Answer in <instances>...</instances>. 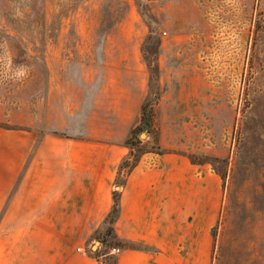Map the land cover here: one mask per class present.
Masks as SVG:
<instances>
[{
    "label": "crops",
    "instance_id": "1",
    "mask_svg": "<svg viewBox=\"0 0 264 264\" xmlns=\"http://www.w3.org/2000/svg\"><path fill=\"white\" fill-rule=\"evenodd\" d=\"M119 1L81 8L73 28H59L46 43L39 116L28 107V125L0 127V264H264V168L191 160L223 162L231 145L215 134L225 128L217 89L192 57L200 35L170 28L150 63L151 28ZM154 76L147 140L165 153H145L125 176ZM116 191L111 241L122 246L106 256L98 237Z\"/></svg>",
    "mask_w": 264,
    "mask_h": 264
},
{
    "label": "rangeland",
    "instance_id": "2",
    "mask_svg": "<svg viewBox=\"0 0 264 264\" xmlns=\"http://www.w3.org/2000/svg\"><path fill=\"white\" fill-rule=\"evenodd\" d=\"M130 1L151 28L145 48L150 63L156 60L158 43H167L163 32L170 28H194L200 35V47L192 57L200 58L217 89L215 120L223 121L225 128L216 127L215 134L231 142L228 158L220 162L207 157L208 163L220 172L252 165L264 168V0ZM104 2L112 4L111 0H0V127L16 130L28 125V107L34 117L39 116L47 89L46 43L56 39L59 28L78 23L79 9L84 12ZM155 82L156 77L149 101L159 95ZM144 134L137 157L156 144ZM124 170L126 176L130 168Z\"/></svg>",
    "mask_w": 264,
    "mask_h": 264
},
{
    "label": "trees",
    "instance_id": "3",
    "mask_svg": "<svg viewBox=\"0 0 264 264\" xmlns=\"http://www.w3.org/2000/svg\"><path fill=\"white\" fill-rule=\"evenodd\" d=\"M158 99H159V95L155 101L157 102ZM155 101H148L142 107V122L140 126H138L134 130L132 137L126 141V145L132 149V153H131L132 160L131 162L129 160H126L122 165V170L130 168V171H131L134 167H136L140 163L141 157L145 153H158V154L165 153L164 150H162L157 144H155L154 147L156 148L152 147L150 150H146L140 153L139 157L136 156V153L138 152V150L143 146L142 142L139 139L140 135L143 134L144 132L150 133L153 130V125H154V104L153 102ZM191 160L195 164H205V163H208L209 159L207 157L200 159V158H197L196 156H191ZM120 183H121V180L118 181L119 187L122 186V185L120 186ZM120 201H121V193L120 191H116L114 193L113 209L110 215L108 216V218L106 219V222H105L106 225L104 228V232L101 233L98 237V239H100V241L103 244L107 245L108 247L122 246L121 243L111 242V238H113L114 236V226L119 217Z\"/></svg>",
    "mask_w": 264,
    "mask_h": 264
},
{
    "label": "built area",
    "instance_id": "4",
    "mask_svg": "<svg viewBox=\"0 0 264 264\" xmlns=\"http://www.w3.org/2000/svg\"><path fill=\"white\" fill-rule=\"evenodd\" d=\"M120 252H121V249L115 247V248H112L111 251H110V253L108 255H106V256H117L118 254H120ZM100 264H106V263H103L102 262Z\"/></svg>",
    "mask_w": 264,
    "mask_h": 264
},
{
    "label": "water",
    "instance_id": "5",
    "mask_svg": "<svg viewBox=\"0 0 264 264\" xmlns=\"http://www.w3.org/2000/svg\"><path fill=\"white\" fill-rule=\"evenodd\" d=\"M142 136H145V134L143 133ZM99 244V243H98Z\"/></svg>",
    "mask_w": 264,
    "mask_h": 264
}]
</instances>
